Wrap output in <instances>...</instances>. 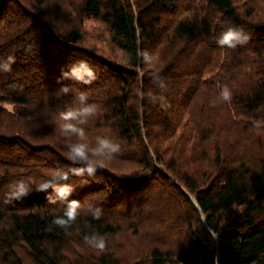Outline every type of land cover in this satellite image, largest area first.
<instances>
[{"label": "trees", "instance_id": "1", "mask_svg": "<svg viewBox=\"0 0 264 264\" xmlns=\"http://www.w3.org/2000/svg\"><path fill=\"white\" fill-rule=\"evenodd\" d=\"M30 1L0 0V264H124L110 242L123 231L150 242L133 264H264V159L245 149L264 142V10ZM88 21L104 26L121 61L84 44ZM233 26L248 40L219 44ZM81 61L95 79L73 74ZM91 104L95 115L71 121L84 137L65 134L61 113ZM101 139L120 151L92 164L67 158L70 145ZM16 181L31 191L9 199ZM93 235L103 251L85 242Z\"/></svg>", "mask_w": 264, "mask_h": 264}, {"label": "clouds", "instance_id": "2", "mask_svg": "<svg viewBox=\"0 0 264 264\" xmlns=\"http://www.w3.org/2000/svg\"><path fill=\"white\" fill-rule=\"evenodd\" d=\"M248 40V35L241 27H228L225 31L222 32L221 38L219 39V44L227 45L230 48H234L236 44L245 43ZM14 62L13 57L8 58V64H6L5 68L8 70V65ZM73 74L77 77V79H83V75L86 74L89 77H93V74L89 68V65L86 61H81L78 67L73 68ZM95 79V77H93ZM88 81H85L87 83ZM66 92L67 89H64ZM221 96L224 100L228 101L231 99L232 93L230 92L227 86H224L221 91ZM80 101L83 103L85 101L86 96L81 94L79 97ZM98 111V105L91 104L86 105L78 110H69L67 112L61 113L60 119L65 123L61 126L62 130L65 134L74 133L78 135L81 139L84 137V132L82 129H78L75 127L71 121L76 120L78 117H88L95 115ZM83 122V121H81ZM120 151V147L117 144L111 143L109 140L101 139L98 142V147L90 148L87 143H74L70 145V151L67 153V158L73 162H87V163H95L96 161L92 160L91 157H110V154L117 153ZM89 171H93L90 167ZM54 177L60 176L59 172L53 173ZM66 178V177H65ZM49 185L47 183L39 185L40 189L46 188ZM10 191L8 193L9 199H19L25 197L31 191V188L24 181H16L9 185ZM64 189H61L63 193ZM68 217V220H74L77 211L76 205L73 204L69 210L65 213ZM68 221L63 219H57L54 221L55 224L64 227ZM85 242L97 249L99 251H103L106 248V240L104 237L93 235L91 237H85Z\"/></svg>", "mask_w": 264, "mask_h": 264}, {"label": "rangeland", "instance_id": "3", "mask_svg": "<svg viewBox=\"0 0 264 264\" xmlns=\"http://www.w3.org/2000/svg\"><path fill=\"white\" fill-rule=\"evenodd\" d=\"M30 1V0H29ZM32 1V0H31ZM30 1V2H31ZM240 4V8L247 13L248 8L250 7V4H255L258 9V13L261 12L260 10H264V0H236ZM245 8V9H244ZM256 13L258 16V19L253 18L254 22L261 23L259 20H263L260 15ZM264 16V14H262ZM84 44L91 46L93 49L96 50V52H99L103 55H106L109 58H115L121 61L120 54L109 44L107 40V34L105 32L104 26L101 25L99 22L94 21H88L85 23L84 26ZM238 51V50H235ZM240 53H238V58H236L237 61H241V57H239ZM6 107L11 108L10 105H6ZM233 133L230 134L232 136ZM59 139L63 138L62 133H55ZM251 139V137H249ZM227 140V139H226ZM225 140V141H226ZM248 145L247 156H251L252 154L258 155L264 159V142L258 143L255 140L250 142ZM252 147V148H251ZM243 150V149H242ZM252 153V154H251ZM256 158V157H254ZM110 242L113 246H115L113 249L115 252L120 256L121 260H123L124 264H133L138 259H141L146 252L148 251V246L150 245L148 241H144L141 238V235H132V233L127 232H119L114 238H110ZM73 249H77L78 252L81 251V253H87L91 250H87L86 248L83 249L82 247H74ZM93 249V248H91ZM68 257L73 258L75 260L76 253L75 251L69 250L67 251ZM27 264L30 263L29 260H26Z\"/></svg>", "mask_w": 264, "mask_h": 264}, {"label": "water", "instance_id": "4", "mask_svg": "<svg viewBox=\"0 0 264 264\" xmlns=\"http://www.w3.org/2000/svg\"><path fill=\"white\" fill-rule=\"evenodd\" d=\"M193 202H194V203H196V200H195V199H193Z\"/></svg>", "mask_w": 264, "mask_h": 264}]
</instances>
